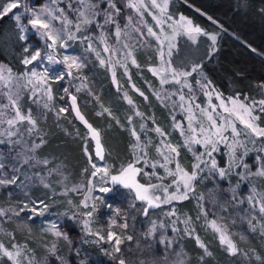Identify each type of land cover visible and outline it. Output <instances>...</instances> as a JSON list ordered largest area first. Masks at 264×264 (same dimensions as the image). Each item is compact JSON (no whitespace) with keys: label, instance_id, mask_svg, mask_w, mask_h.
I'll return each mask as SVG.
<instances>
[{"label":"snow or ice","instance_id":"1","mask_svg":"<svg viewBox=\"0 0 264 264\" xmlns=\"http://www.w3.org/2000/svg\"><path fill=\"white\" fill-rule=\"evenodd\" d=\"M264 3V0H261ZM61 3L66 4V8L61 7ZM239 8L248 9L250 7L249 0H238ZM75 5V6H74ZM122 5V6H121ZM123 8L131 9L134 15H128L125 17L126 22L121 26L120 17L123 15ZM13 10H16L13 12ZM151 10L153 13V19L156 25L159 26V31H154L153 27L148 26L146 33L143 27L146 21L143 19L145 11ZM259 14L264 16V7L258 9ZM9 12L12 13V19L15 21V28L18 30V40L27 43L31 31L34 35H37L43 40V45L36 47L32 50V45H27L23 48V58L21 64L26 66L25 71L21 73H13L11 68H7L4 65H0V95L5 97L8 103H0V144H10L13 147L23 145L24 149L22 153H17L16 160L23 166L31 164H48L47 159L37 158L35 151L46 143L43 130L39 126V122L46 118L47 112L38 111L35 115L31 110L27 112L22 110L20 105V97L25 90L30 91L35 95L41 93L42 108L49 109L48 101L53 99L52 94V82L64 81L68 76H73L74 79H78L80 84L75 88V92H80L81 89L88 90L87 77L79 75L82 69L86 66V59L83 56H71L65 54L62 58L58 59V49H65L71 47L73 41H79L81 44L86 45V51H94V44L96 41H100L104 44L103 51L116 53L118 50L109 44V36H115L117 43L122 44V48L127 51L123 55V63L121 60L113 61L111 57L108 60L103 58L99 59L101 65L110 66L115 82V67L117 64L124 67L125 72L128 71V61H131L132 65H137L135 56L133 55V47L129 43L123 42L122 37H127L128 40L140 42L142 46H146L145 42L140 40L145 35L154 37L157 44V55L161 61V64L157 68L150 69L154 74L161 75V84L174 83L180 85L176 95L179 98L178 106L188 113V126L185 130L180 124H175L174 127L181 129V135L185 137L182 145H172L170 142L161 141V145L157 147V152L163 158V163L159 166L165 169L168 175L174 177L172 185L165 186L160 184H141L137 180L138 174H143L148 177L149 181L152 177H156L159 180H163V177L159 176L157 172H145L142 168L138 167L141 162L147 164V153L144 151L151 140L142 141L141 135L132 128L131 135L135 138V143L131 146L133 150V159L126 165H121L119 172L115 175H111L109 167L103 168L97 167L96 164H92L94 169L92 176H96L98 173L102 174V178H107L110 175V179L114 184L123 185V187L134 191V201L144 202L146 207L143 208V213L148 216L149 210L153 208H159L161 204H171L175 200H186L190 195L196 196L194 188L195 184L201 178H206L202 174L207 173L208 177L216 178L220 180H227L233 175L234 169H241V171L235 172V175L239 178L237 183L232 186L229 191L231 192V200L242 204L246 199L249 204L252 205V209H259L260 214H264V192L257 190L255 185L250 188V194L244 198H238L237 189L240 184L247 181L252 183L253 178L264 179V146L259 149L255 148L258 140L264 145V84L259 85L260 98L256 99L253 96L243 95L237 93L235 96L224 97L219 91L212 87V82L204 79L198 80L197 84L200 85V91L208 97V107H202L200 104L195 103V95L192 89V85L188 82V77L192 74L200 73L202 71L199 63L193 64L189 70L188 65L185 62H181L176 66H173V62L170 59L172 50L175 47L173 41L176 36L183 34L187 35L191 40L195 41L199 35L208 36L211 45L206 51V55H210L215 51V44L217 41L216 34H210L205 32L199 26L193 25V22L184 16H180L178 20H173V17L168 13V0H162L158 3V0H45V3L39 7L35 6V0H10L7 4L0 5V19L6 16ZM71 13V15H70ZM209 19H211L209 17ZM27 20V23H24ZM109 26L114 28V33L110 32ZM165 26L171 30V35H168L165 30ZM99 29V34H93V29ZM133 33L137 35H133ZM167 43V52H165L164 45ZM254 51V50H253ZM97 57H100V52H96ZM47 62V63H45ZM63 65V70H58L55 65ZM31 65V67H27ZM42 66V67H40ZM75 71V75H74ZM170 78V79H169ZM131 79V77H129ZM136 88L135 84L132 85ZM188 88L187 95L183 89ZM64 93L70 96L71 109L75 112L76 117L81 120L88 129L86 136L95 141V156L101 160L105 159V148L102 143V132L100 129L93 127L88 123L84 115L81 113L77 104V96L72 94L68 87L63 89ZM137 92H140L136 88ZM215 94L219 105L212 104L211 98ZM141 96H144L143 92H140ZM158 98L159 97V94ZM171 93L166 94L162 99L171 98ZM125 99L131 105L133 101L125 94ZM147 99V97H145ZM36 102L35 100L33 101ZM187 105V107H185ZM223 109V112H218L217 109ZM103 113L112 115L110 109L101 105ZM198 110L201 117L206 120L202 122L196 116ZM51 110V109H49ZM67 108H59L57 110V117L62 113L68 112ZM227 114V115H225ZM135 115L142 116L140 112H136ZM115 119V117H114ZM131 122V117L128 118ZM152 119L155 123L154 118ZM236 121H239L243 125L242 129H238ZM194 122L197 126H194ZM117 123L119 121L117 120ZM140 129L145 130L146 125L140 124ZM230 130V131H229ZM161 137L167 135L160 127L154 129ZM145 131V135H146ZM79 135V133H77ZM38 136L39 143L34 140L29 145L27 138ZM243 137V139H241ZM252 145L250 148L249 145ZM143 145V147H142ZM195 145H201L203 151H199L195 148ZM221 145L224 146L228 156L227 165L222 167L215 157V153L222 151ZM181 147L187 148L192 152L194 162L191 165V171H187L182 168L176 157L179 156V149ZM256 151L255 156L256 165H250L245 162V157L250 152ZM87 153V148H85ZM143 153L141 155L140 153ZM91 160V156H89ZM175 162V170L173 171L168 165ZM159 161L151 164L152 169H156ZM255 166L256 170L252 171ZM8 165L3 161H0V186H17L24 192L25 199L18 202L15 205L8 204L6 207L0 205V218L7 219L9 221L18 220L21 221L25 228L28 227V223H24L25 216L27 221L31 222L35 218L43 217L49 211L50 204L44 199L36 198L35 200L26 191L28 185H25L20 181V177L17 174L20 168L15 165L11 166V172L8 170ZM57 172L61 176V180L66 181L67 176L59 169H49V174ZM231 182V181H229ZM175 185V190L169 191L172 186ZM94 184L89 181L87 187L88 195L85 196L84 204L86 209L81 213L82 224L85 232L92 233L90 227V221L93 218V213L96 211L95 205L91 210L88 209L87 201L89 199H95L91 196L94 188ZM45 187L49 185L45 184ZM80 186H74L72 189L65 188L67 191H76ZM101 193L109 191L107 187H100ZM157 191H160V195H157ZM211 194V190H209ZM11 195V193H10ZM203 194L197 197V206L206 220V224H210L212 229L219 234L220 241L226 246V251L231 255L248 256V252L242 251L236 242L228 234L227 226L224 223L218 222V219L207 220L208 213L204 211L200 201L204 200ZM214 199V196H213ZM71 203V201H69ZM135 207V204L132 205ZM24 214V215H22ZM176 209L173 208L171 212L165 213L166 216H175ZM75 217V214H74ZM199 219V216L196 217ZM222 219V218H221ZM193 218L185 216L183 223L185 225L184 232L187 235H193L195 229L191 226L193 224ZM173 225L177 223V220L172 221ZM248 223L252 231L257 230L259 225V231L261 236L264 237V216H260L259 220L252 217L248 220ZM117 220L112 219L109 227L116 225ZM120 227L126 229L128 224L125 222L120 224ZM158 227L164 229L166 225L161 222L157 225L156 221H151L150 227L142 236L147 238H153L159 244L164 245V252L166 253L162 257L154 255V245L152 242H148L142 249V256L139 258H132L131 252H129L126 258L121 253L120 245L123 240L117 236L114 231L108 230L106 235H102L100 230L92 233L98 237L97 243L100 241L113 242V251L106 253L112 256L116 261V264H187V254L181 249L175 252V259L169 261L167 255L168 248L174 243V239L168 238L161 234L156 236ZM48 232H52L55 237L62 239L71 246L72 242L69 239L67 233L60 231L56 223H51L46 229ZM179 229L173 227V232L179 233ZM11 235V234H10ZM128 241L133 240V236H126ZM241 240L245 237L242 235ZM197 244L204 249L206 255H211L206 245L201 242L200 237L196 236ZM139 244V241H137ZM45 249L50 254H55L57 251L56 243H53L51 247L45 245ZM120 254V255H117ZM0 256L7 257L11 264H40L35 258L33 250L29 249L27 244L13 245L11 250L0 243ZM257 260L264 264V258L256 256ZM47 257H45L46 264ZM200 260L203 261L204 257L201 256ZM83 264V262H81Z\"/></svg>","mask_w":264,"mask_h":264},{"label":"trees","instance_id":"2","mask_svg":"<svg viewBox=\"0 0 264 264\" xmlns=\"http://www.w3.org/2000/svg\"><path fill=\"white\" fill-rule=\"evenodd\" d=\"M8 1L10 0H2L0 5ZM43 3H45V0H35V6L37 7ZM169 4L170 9L175 14L188 18L195 26H199L205 32L217 35L215 51L210 55H206V51L209 49L211 41L208 36L204 35H199L193 47H190L189 53L194 54L184 55V62L188 65L189 70L196 63H199L202 69L199 74L194 72L192 76L188 77L190 84L193 86L195 78L200 75L211 81L212 87L224 97L235 96L240 93L242 96L248 95L259 99V85L264 84V16L259 14L258 9L264 7V3L261 0H249L250 7L246 10L239 8L238 0H169ZM9 18L10 16L7 14L0 19V33L4 27V22ZM108 30L112 32L113 28L109 26ZM98 33L99 29L94 28L93 34ZM184 36L186 35H177L176 43L178 46L186 43ZM109 39L114 40L112 37H109ZM32 40L37 41L35 38H32ZM201 42L205 44L203 49H199ZM21 45L20 41L16 55H7L2 51L0 45V63L6 64L16 73L22 71L20 62L22 58ZM34 45L36 44L34 43ZM82 45L84 44L79 41L71 43L73 48ZM131 45L139 67L128 61V71L125 72L124 67L117 64L115 67V82L109 66L100 65L91 58V54L88 55L87 65L83 69V77H87L88 90H83V93L80 94L78 98L79 108L88 123L102 132L104 155L109 164L110 173L119 171L121 165H126L133 159L131 146L135 143V138L131 135L130 130L135 128L140 133L142 141L151 140V143L144 150L147 153L148 163L141 162L138 167L145 172L155 171L163 177V180L152 177L149 181L148 177L138 174L137 180L142 184L150 182L152 184L171 185L174 177L166 175L165 171L158 165L156 169H152L151 164L156 160L157 147L160 146L163 138L177 141L178 144L176 145H182L179 142L181 129L174 127V125L179 122L185 130L188 125L184 120L182 110L178 106L177 90L172 88L171 84H161L156 75L150 70L157 65L159 60L157 47L152 46V44L150 47L142 46L140 42H133ZM119 46L121 45L119 44ZM116 47L118 48L117 45ZM197 50H200V53H195ZM174 55L175 49L173 51ZM120 57V54L117 53L119 59L116 60H121L123 63V57ZM179 63H175L174 66ZM133 84L140 92L144 93V96H141L140 92L132 87ZM174 85L177 86V84ZM63 89L62 83L52 82L53 99L48 101L51 110L43 109L42 104H35L32 98L29 101L28 96L27 99L25 98L27 100L25 101L26 108L29 107L34 115L38 111L47 112L46 118L39 122V126L45 134L46 143L36 149L35 153L40 158L62 160L70 167L74 175L80 173L87 178L90 173L89 161L94 158L92 145L88 144V147H85L83 139L85 125L69 110L57 117V110L65 105ZM168 93L172 94L171 98L162 99ZM125 94L133 101L131 105L125 99ZM101 105L110 109L112 115L101 114ZM137 111L143 115H135ZM129 117H131V122H129ZM148 117L154 118L155 123ZM117 120L119 123H117ZM141 123L146 125L145 130L140 129ZM156 127H160L167 135L161 137L154 131ZM262 146L264 145L259 142L255 148L259 149ZM220 147L222 151L215 153V157L220 165L224 167L227 165V157L224 147L222 145ZM85 148H87V153ZM140 154L143 155L142 152ZM256 155V151L250 152L245 157V162L256 165ZM261 155H264V153H261ZM89 156H91V160ZM176 160L179 161L182 168L191 171L194 158L192 152L188 151L187 148L181 147L179 149V156L176 157ZM171 166L174 168L173 163ZM255 170L254 166L252 171ZM237 171H241V169H234L233 175L227 180L208 177L207 173L202 174L206 178L199 179L195 184L196 196L190 195L186 200H176L172 201L171 204H162L159 208L150 209L148 216L144 215L143 204L139 201L135 203V207H132L133 204L130 203L131 196L128 189H122L118 185H114L112 194L114 198L111 199V203L117 206L119 212L114 218L120 224L125 222L126 217L128 224L126 229L117 228L123 231V235H121L123 243L120 245L121 253L127 258L129 252H131L132 258H139L142 256L141 249L148 242H152L154 255L164 256L166 253L163 244H159L153 238L145 239L142 236L150 227L151 221H156L157 225L161 222L166 225L164 229L158 227L156 236L159 237L163 234L174 239V243L168 248L167 252L169 261L175 259V252L183 249L187 254V264H261L256 256L264 258V237L261 236L259 225H257L256 231L251 230L248 220L252 217L259 220L260 216H264V214H260L258 208L253 210L252 205L246 199L242 204L231 200L232 194L229 189L239 179L235 175ZM252 185H255L258 191L264 192V179L253 178L251 184L247 181L240 184L237 189L238 198L247 197L250 194L249 190ZM209 190H211V194ZM200 194L205 197L204 200L200 201V204L203 206L204 211L208 213L207 220L218 219V222L224 223L227 226L228 234L238 244V247L242 251L248 252L247 257L234 256L226 251V246L221 243L219 234L212 229L210 224H206L203 212L197 206V197ZM5 196L4 193H1L0 201L5 202ZM104 206V204H100L101 210ZM173 208L176 209L175 216H166L165 213L171 212ZM185 216L192 217L194 221L191 226L195 229V233L191 236L184 232L183 220ZM197 216H199V219H196ZM173 220H177L175 225L172 223ZM34 224V221L31 222L32 234L37 232ZM0 227L11 234L10 237L13 242L23 244L28 241L26 234L18 232L11 222L0 219ZM173 227L178 228L179 233L173 232ZM66 229L72 238L79 234L75 228H67L66 226ZM242 235L245 237L244 240L240 239ZM126 236H133V240L128 241ZM196 236L200 237L201 242L211 252L210 256L206 255L204 249L197 244ZM137 241H139V244ZM88 249V263L93 260L92 264H116L112 257L103 254L101 248L93 246ZM59 253L63 260L67 259L65 250ZM201 256L204 257L203 261L200 260ZM1 264L10 263L5 258L1 261ZM58 264H61V262Z\"/></svg>","mask_w":264,"mask_h":264},{"label":"rangeland","instance_id":"3","mask_svg":"<svg viewBox=\"0 0 264 264\" xmlns=\"http://www.w3.org/2000/svg\"><path fill=\"white\" fill-rule=\"evenodd\" d=\"M1 1L2 0H0V4H1ZM8 2H10V1H8ZM8 2H6L4 4H7ZM145 2L147 3L148 0H145ZM159 2H162V0H158V3ZM60 6L64 7L67 10L66 4L61 3ZM14 11H16V10H13V12ZM168 13H169V15H171L173 17V20H178L179 17L182 16L180 14H175L170 9L169 0H168ZM8 14H9L10 18L4 22V27L2 29V32L0 33V45H1L2 51L5 52L7 55H10V54L16 55L17 54L16 51L19 50V45H20V41L18 40L19 34L17 32L18 30H16V28H15V21L12 19V13L9 12ZM154 14L155 13H153L151 10L145 11V13H144L143 19L146 21V24L142 27H143V30L145 33L147 31L148 26L153 27L154 31H157V32L159 31V26L156 25V22L153 19ZM70 15H71V13H70ZM128 15H134L133 11L131 9L123 8V15L120 17L121 26H123V24L126 22L125 17H127ZM24 23H27V20H24ZM110 27H112V26H110ZM165 30H166V33L168 35H171V30L168 29L167 26H165ZM112 33H114V28H113ZM98 34H96V35H98ZM133 35L135 36L137 34L133 33ZM28 36H29V39H28L27 43H25L24 41H21V43H22V45H21V47H22V50H21L22 58L24 55V53H23L24 47H26L27 45L30 44L33 46L32 50L34 51L36 49V47L42 46L44 43L43 40H41L37 35H34L31 31L28 33ZM109 37H112L114 39L113 41L111 39H109V44L118 50L115 54L110 53V52H104L103 51L104 44L100 41H96L94 44V48H95L94 51H86V45H82L80 47H75V48H73L71 46V47H68L65 49H58L57 50L58 51V59L62 58L65 54H67V55H71V56H83L86 59V61L88 62V59H89L88 55L91 54L92 55L91 58H93L94 60H96L99 63L100 58L108 60L111 57V59L113 61H115L116 59H119V58H117V53H119L121 56L120 58H122L124 55V52H126L127 50L122 48V44H120L121 46H119L114 34L109 36ZM184 37L186 38V43L181 44L180 46H178V44L176 43V39H175V41H173V43L175 44V47L173 48L172 54L170 57V59L173 62V66L175 65V63L184 62L185 61L184 55L187 56V54L188 55L194 54V53L190 54L189 49H191L190 47H193V45H194L195 41H197V39L195 41H193L187 35ZM32 38L37 39V41H33ZM176 38H177V36H176ZM122 40H123V42L129 43L130 45L133 43V41L128 40L127 37H122ZM140 40L144 41L145 45L147 47H150L151 44H152V46L155 45L154 47H157V44H158V42L156 41V39L154 37H149L147 35H145L144 37H141ZM34 43L36 45H34ZM115 44L118 46L119 49L116 47ZM164 46H165V52H167V43H165ZM204 47H205V44L201 42V44H199V49H203ZM174 49H175V55L173 56ZM176 49H178V50L176 51ZM97 51H99L101 54L99 58L96 55ZM197 52L200 53V50H197L195 53H197ZM45 63H47V62H45ZM160 64H161V61L159 59L157 65L152 67V68H157ZM0 65H4L7 68H10L6 64H3V63H0ZM86 65H87V63H86ZM27 67H31V65H29ZM40 67H42V66H40ZM54 67L58 70H63V68H64V66L60 65V64L55 65ZM25 68H26V66L22 65V71L21 72H24ZM109 68L111 69L110 66H109ZM83 69L79 73V75H81V76H83ZM12 72L16 73L13 70H12ZM16 74H18V73H16ZM75 74L76 73L74 71V75ZM156 77L158 78L159 81H161V75H156ZM198 80H204V77L200 76V75L197 76L195 78L194 85L192 86V89H193L194 95H195V103L200 104L202 107H208V97H206L203 94V92L200 91V85L197 84ZM58 82L62 83V86L64 88L68 87L70 89V91L72 92V94H75L77 96V104L79 107L78 98L80 97V94L83 93L84 89H81V91L77 93V92H75V88L79 86L80 81L78 79H74L73 76H68L64 81H62V82L58 81ZM188 82L190 83L189 80H188ZM165 84H171V87L175 88L177 91L180 88V85L175 86L174 83H171V82L165 83ZM183 91L187 95V93L189 92V89L184 88ZM176 96L178 98V95H176ZM26 97L28 98L29 101H31V98H32L33 100L36 101L35 104L41 105V100H42L41 93H36L35 95H33L32 92L25 90L24 92H22L21 97H20V105H21L23 111L27 112L28 110H31L29 107L26 108V102H25V101H27ZM63 101L65 104L63 108L69 109L71 114L76 117L75 112L70 107L71 106L70 96H68L64 93ZM178 101H179V98H178ZM211 102H212V104L219 105V100L216 99L215 94H213V96L211 98ZM0 103L6 104V103H8V101L5 97L0 95ZM185 107H187V105H185ZM181 110L184 114V120H185L186 124L188 125V119H187L188 113L183 109H181ZM194 111L196 112V116L198 117V119H200L202 122H204L205 126H206V120L204 119V117L200 116V113L198 110L194 109ZM217 111L222 113L223 109L218 108ZM225 115H227V114H225ZM177 124H179V122ZM236 124H237L238 129L243 128V125L240 124L239 121H236ZM194 126H197L195 124V122H194ZM261 126H264V124H262ZM87 132H88V129H87V126L85 125L83 139L86 136ZM26 139H28L29 145L31 144V142L33 140L36 143H39V137L38 136H33L30 138L26 137ZM184 139H185V137L182 136L180 133V136H179L180 144L181 143L183 144ZM241 139H243V137H241ZM162 140L166 143L170 142L172 145L178 144L177 141H173V140H170L168 138H163ZM84 142H85V147L86 146L88 147V144L92 145V153H93L94 158H95V159L93 158V160L89 161L90 173H89V176L87 178H85L80 173L78 175H74L73 172L70 170V167L67 164H65L62 160L53 159V158L47 159L49 161L48 164H36L35 166H32L31 164H27V165L21 166L17 162L16 157H17V153L23 152L24 146L18 145V146L13 147V145H10L7 143L0 144V161H3L6 165H8L7 170L9 172H11V166H13V165H15L17 168H20V171L17 174L20 177V181H22L25 185H28L26 191L32 197V199L35 200L36 198H41L50 204L49 211L45 214V216L38 217V218H35L33 220L35 222L34 225H36L35 228L37 229V232L35 234H32V231H31V222H33V221L28 222L26 216H25L24 223H28L27 228H25L23 226L21 221H18V220L9 221L7 219H4L5 221L11 222L14 225V227L16 228V230H18V232H20L21 234H26L28 241L24 242L23 244H27L28 248L34 251L35 258L37 261L40 262V264H45V257H47L46 264H58L59 262H61V264H81V262H83V264H92V262H94L93 260L90 263H88V261H87L88 255H89L87 252L89 251V249H88L89 247H93V246L99 247L102 249L103 254L105 256L112 257L110 255H107L106 253L112 252L113 246H114L113 242H111V241H100L99 243H97L98 237H96L92 233H95L97 230H100L102 235H106L107 231L111 230V231H114L119 238H121V235H123V231L121 229L120 230L117 229V228H121L120 224H122V223H120V224L117 223L116 225H112L111 227H109L111 220L115 219L114 218L115 215L119 214L117 206L112 205L111 199L114 198L112 195L114 192L113 191L114 185H118L122 189H128V188H125V187H123V185H120L118 183L114 184L110 179V175L106 179L102 178V174H100V173H98L96 176H92V172L94 171V169L91 167V165L93 163L96 164L97 167H101V168H103L105 166L109 167V164H108L107 160H105V159L101 160L95 156V143H94V140L91 138L90 135L87 136V140L84 139ZM258 143H259V140H258L257 144ZM160 145H161V142H160ZM249 147L251 148L252 145L250 144ZM195 148L199 151L204 150L201 145H195ZM225 153H226V150H225ZM226 157H227V162H228L227 153H226ZM37 158L46 159V158H40L38 156H37ZM155 159H156L155 162L159 161V163L157 164L158 166L163 163V158L160 156V154L158 152H157V157ZM173 166H174V168L171 166V164L168 165V167L174 171L175 170V162H173ZM57 168H59L64 173V175L68 177V179L66 181L62 182L61 176L57 172H52L51 174H49V169H57ZM162 169L165 171L164 168H162ZM118 172L119 171H117L115 173H110V174L115 175ZM166 175H168V174L166 173ZM89 181H91L95 185L93 188V191L91 193V196L95 197V199H89L87 201V204H88L87 210H91L93 205H95V209H96V211L93 213V218L90 221V227L92 229V233H88V232L84 231L83 224H82V219H84V217L81 216V213L86 210L84 208V204H82L81 202L84 201L85 196L88 195L87 187H88ZM45 184L49 185V187H45ZM155 184H160V183H155ZM80 185H83V187H78V190H76V191L65 192V188L72 189L74 186H80ZM100 187H107V188H109V191L106 193H101L99 191ZM128 190H129L128 193L131 196V200H130L131 202L130 203L135 204L137 202V201L133 200L135 193L131 189H128ZM173 190H175V185H173L172 188L169 189L170 192ZM1 193H4L6 195L5 196L6 201L5 202L0 201V205H3L5 207L8 204L15 205L18 202L25 199L24 192L21 191L20 187H17V186H8V187L0 186V194ZM10 193H11V195H10ZM156 194L160 195L161 193H160V191H157ZM69 201H71V203H69ZM139 202L143 204V207H146L144 202H141V201H139ZM100 204L105 205L103 210H101ZM74 214H75V217H74ZM22 215H24V214H22ZM0 219H3V218H0ZM51 223H56V225L60 231L67 233L69 239L72 242L71 246H69L66 241H64L62 239H58L57 237H55V235L52 232L46 231V229L50 226ZM66 226H67V228L71 227V228L77 229L79 234L76 237L72 238L71 236H69L68 231L66 229ZM12 240L13 239L10 237V233L6 232L4 230V228L0 227V243H2L5 247H7L11 250L13 245H23V244H17L15 242H13ZM31 243H32V245H31ZM53 243H56L57 251L55 254H50L46 251L45 245H47L48 247H51V245ZM86 247H88V248H86ZM62 250L66 251V256H67L68 260L67 259L63 260V258L60 257L61 254L59 252ZM5 258L8 259L7 257L0 256V264H1V261ZM9 263L11 264L10 261H9Z\"/></svg>","mask_w":264,"mask_h":264},{"label":"water","instance_id":"4","mask_svg":"<svg viewBox=\"0 0 264 264\" xmlns=\"http://www.w3.org/2000/svg\"><path fill=\"white\" fill-rule=\"evenodd\" d=\"M94 143H95V141H94Z\"/></svg>","mask_w":264,"mask_h":264}]
</instances>
